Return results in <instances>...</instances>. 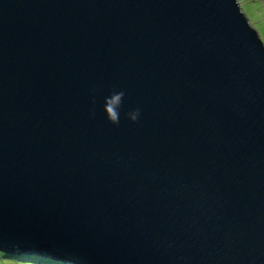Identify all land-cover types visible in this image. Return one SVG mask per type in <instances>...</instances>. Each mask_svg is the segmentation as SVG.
<instances>
[{
	"label": "water",
	"instance_id": "1",
	"mask_svg": "<svg viewBox=\"0 0 264 264\" xmlns=\"http://www.w3.org/2000/svg\"><path fill=\"white\" fill-rule=\"evenodd\" d=\"M0 253L264 264V45L236 0H0Z\"/></svg>",
	"mask_w": 264,
	"mask_h": 264
},
{
	"label": "rangeland",
	"instance_id": "2",
	"mask_svg": "<svg viewBox=\"0 0 264 264\" xmlns=\"http://www.w3.org/2000/svg\"><path fill=\"white\" fill-rule=\"evenodd\" d=\"M249 25L258 33L264 45V0H236ZM1 258V257H0ZM11 258V257H10ZM8 260H13L8 262ZM22 260L3 258L0 264H18ZM61 264V263H60ZM63 264V263H62Z\"/></svg>",
	"mask_w": 264,
	"mask_h": 264
},
{
	"label": "trees",
	"instance_id": "3",
	"mask_svg": "<svg viewBox=\"0 0 264 264\" xmlns=\"http://www.w3.org/2000/svg\"><path fill=\"white\" fill-rule=\"evenodd\" d=\"M0 261H3V258H9V259H18L22 260L21 262H18V264H60V262L56 261L53 258H49L46 255H37L33 253L29 254H19L18 256L9 255V254H3L0 253ZM11 257V258H10ZM13 260H8V262H12Z\"/></svg>",
	"mask_w": 264,
	"mask_h": 264
},
{
	"label": "clouds",
	"instance_id": "4",
	"mask_svg": "<svg viewBox=\"0 0 264 264\" xmlns=\"http://www.w3.org/2000/svg\"><path fill=\"white\" fill-rule=\"evenodd\" d=\"M262 27H264V25H262ZM110 119H113L114 120L115 119V116H113V115L110 114Z\"/></svg>",
	"mask_w": 264,
	"mask_h": 264
}]
</instances>
